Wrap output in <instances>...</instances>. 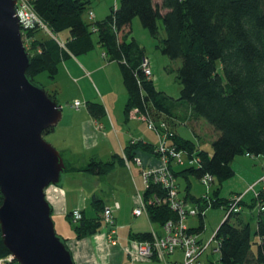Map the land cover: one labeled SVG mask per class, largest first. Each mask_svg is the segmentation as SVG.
<instances>
[{"label":"trees","instance_id":"obj_1","mask_svg":"<svg viewBox=\"0 0 264 264\" xmlns=\"http://www.w3.org/2000/svg\"><path fill=\"white\" fill-rule=\"evenodd\" d=\"M90 3V0H30L33 12L50 34L37 26L21 33L31 58L28 77L33 79L39 74L53 77L62 60L94 49L95 34L97 44L105 51V59L122 64L128 93L125 113L134 108L143 111L147 107L154 120L162 119L168 124L173 133L168 141L170 146L199 158L198 165L173 171L177 180L185 181L182 198L188 203H200V197L190 195L189 178L200 183L203 176L211 175L214 182L215 179L222 182L232 176L231 164L236 156L264 159V0H161L159 4L154 0H119V5L112 7L111 14L102 21H94V17L93 21L88 20L92 13L89 12ZM85 17H88L87 21ZM134 19L153 38L159 34L160 21L165 34L160 42L162 54L181 61L178 68L181 90L175 102L157 91L152 79H144L140 68L145 59L144 49L131 38ZM39 33L49 37L38 39ZM177 104L188 106L194 117L204 120L216 132L211 156L192 140L178 137L168 123ZM88 111L96 119L104 113L97 103L89 104ZM136 150L153 153V146L138 143L128 145L123 152L131 160ZM90 161L80 169L65 167L64 172L96 183L115 165L114 160ZM178 193H181L180 189ZM218 193L219 188L212 192L216 202L212 209L227 201L218 198ZM160 194V187L151 185L142 196L147 200ZM261 199L264 201V195ZM92 206L95 217H84L80 211L81 220L73 222L71 214L68 215L74 239L88 238L100 231L105 207L94 196ZM147 217L151 224L161 227L176 216L166 206H153L147 207ZM199 220L196 233L203 230V218ZM254 235L258 238L256 243L252 241L248 221L231 223L230 219L223 220L215 231L218 263L264 264V219L260 215L256 216ZM133 238L145 242L152 237L147 233ZM8 258L10 255L0 234V260L8 264ZM9 264L17 263L10 260Z\"/></svg>","mask_w":264,"mask_h":264},{"label":"crops","instance_id":"obj_2","mask_svg":"<svg viewBox=\"0 0 264 264\" xmlns=\"http://www.w3.org/2000/svg\"><path fill=\"white\" fill-rule=\"evenodd\" d=\"M160 2L161 0H157L156 3L159 4ZM116 6L115 4L114 7ZM89 12L93 13L94 21L103 20V17L99 19L95 10L90 8ZM85 18L87 19V17ZM36 37L38 39H47L49 36L39 33ZM63 38L67 39L65 35H63ZM131 38L136 41L132 34ZM163 38L162 36L161 40ZM93 42L95 46L91 52L76 57L70 55L59 63L53 77L45 74L50 80V92L48 94L61 106L60 123L63 122L65 116L69 119L68 124L61 129L66 133L65 139L62 142L51 141V144H53V148L59 151L65 167L68 168H84L82 167L83 165L74 163L73 154L78 145L86 154L94 151L93 158L88 159V162L89 160L99 162L114 160V167L119 164L120 168H123L117 172L118 181H123L119 188L120 190L114 188L110 196L102 197V193L108 186L110 188L111 186L113 187V185L110 186L106 178L104 179L105 176L95 183L88 178L84 179L80 178V176L74 178L73 175L71 177L64 172L59 186H49L45 190L46 200L52 209L51 219L52 221L65 220L71 225L68 215L76 209L83 212L84 217H86L85 211L79 205L84 201L85 194H88L91 198V204L93 196L102 202L103 207L114 206L117 203L118 208L113 209V217L117 225L115 238L118 244L116 247L109 244L106 231L105 233L99 232L78 241L74 240V233L73 235L68 234V236L60 233L62 239L68 240L66 245L71 253L74 264H174L182 259L181 252H176L174 255L166 258L164 262L156 260V263L143 262L139 260L135 253L138 240L134 239L133 236L151 234L152 231L156 233V228L150 223L147 216L141 215L135 217L132 215V209L134 210L138 205V198L143 195L145 187L141 174L139 175L140 169L134 165L133 161H130L128 166L125 165L124 161L120 160L118 156L122 157V152L129 145L131 138L145 142L151 146H153V143L147 141L145 135H150L141 126L140 121L130 116L131 111L128 114L125 113L128 93L124 84L122 64L120 62H108L105 59V51L97 44L96 35ZM136 43L144 49L140 43L137 41ZM144 55L148 60L145 49ZM65 89L70 90L71 94L67 95ZM75 101L80 102V108L75 109L71 107ZM91 103H97L103 107L104 113L100 118H93L89 113L88 105ZM167 121L178 137H181L176 129L178 124L192 125L194 136H198L196 142L201 150H203V147L200 146L202 140L200 136L206 133L207 130L202 126L204 124L202 119L194 117L188 106L177 104L172 111V117H169ZM193 125H195V128H193ZM150 138L153 139L152 136ZM60 144L62 145L60 146ZM137 154L145 162L150 163V165H157L156 159H151L152 153L140 151ZM131 162L134 166H131ZM243 182L245 185L238 190H233L230 194L235 195L239 192H246L256 182V179L254 181ZM142 187H144V190H142ZM190 195L194 198H199L192 195L191 192ZM218 198L226 199L225 197H220V195H218ZM245 198L243 208L251 207L252 203L248 204ZM126 211L129 214V228H120L122 225L117 228L120 223V217ZM238 220L241 219H235V221ZM157 226L159 227V225ZM197 228L190 229L195 231ZM253 230H256V222ZM202 231L197 232L198 237L202 242H206L202 239ZM257 240L258 238H256ZM253 253L255 254L256 251L253 250Z\"/></svg>","mask_w":264,"mask_h":264},{"label":"water","instance_id":"obj_3","mask_svg":"<svg viewBox=\"0 0 264 264\" xmlns=\"http://www.w3.org/2000/svg\"><path fill=\"white\" fill-rule=\"evenodd\" d=\"M16 0H0V234L17 264H74L51 219L45 190L65 165L42 138L61 121V106L27 76Z\"/></svg>","mask_w":264,"mask_h":264},{"label":"built area","instance_id":"obj_4","mask_svg":"<svg viewBox=\"0 0 264 264\" xmlns=\"http://www.w3.org/2000/svg\"><path fill=\"white\" fill-rule=\"evenodd\" d=\"M15 14L18 19L20 33H25L34 27H39L44 32L49 31L47 27L41 22L37 15L33 12L30 6V0H16ZM89 18H93V14L89 13ZM25 40V39H24ZM140 68L142 70L144 79L151 80L153 74L149 67V61L145 58L141 62ZM153 80V79H152ZM140 85L139 80L137 81ZM81 107L79 101L73 103V108ZM130 116L136 120L145 123L147 129L152 131L157 138V145L153 146V156L157 165H150L145 162L137 153L130 160L124 152H122V159L125 165H129L133 161L140 169L141 178L145 187L148 190L151 185L159 186L161 194L150 196L144 200L143 196L138 198V205L133 210L135 217L145 215L147 216V207L166 206L171 212L175 214V218L166 221L161 227V234L157 235L151 232V240L137 243V256L141 259H154L164 262L166 258L174 255L176 252L182 253V259L174 264H203L202 256L209 249L211 244H216L217 252L218 242L214 236L208 242H202L198 234L186 226L185 222L189 217L204 218L205 213L212 209L215 205V199L212 198L210 187L213 185L214 178L211 175H205L200 179V184L206 188L205 195L200 197V203H188L178 193L179 184L175 178L173 171L175 169L189 168L199 164V158L196 156H189L183 151H177L176 146H170L168 141L172 137V132L169 131L168 124L164 120H154L151 113L145 109H132ZM147 145L142 141H137L133 138L129 141V146L136 144ZM247 158H252L246 155ZM260 186V190L256 191V187ZM252 195V203L257 204V215L264 219V201L261 197L264 195V176L255 184L251 185L244 194H235L227 199L224 205L219 206L224 211L225 219H231L233 216L239 215L242 212L244 198ZM118 208V204L114 206H107L102 212V221L106 226L107 239L109 244L113 247L117 246L116 225L113 217V209ZM73 222L81 220L82 215L80 210H73L71 213ZM11 260V257L8 258ZM7 259V260H8ZM0 260V264H3Z\"/></svg>","mask_w":264,"mask_h":264},{"label":"rangeland","instance_id":"obj_5","mask_svg":"<svg viewBox=\"0 0 264 264\" xmlns=\"http://www.w3.org/2000/svg\"><path fill=\"white\" fill-rule=\"evenodd\" d=\"M90 1H91L90 8L96 11L99 19L103 17L102 18L103 20L108 15L111 14L112 7L114 8L115 4L117 6L119 5V0H90ZM154 2L156 3L157 0H154ZM93 19L88 18V20H92V21ZM85 21H87L86 18H85ZM133 22L134 23L131 25V34L136 39V41L140 43V45H142L145 49V54L149 61V67L151 68V71L153 74L152 79H153V84H154L155 89L159 92H163L167 97H169L175 102L178 99L179 93L181 90V85H180V82L178 81V68L180 67L181 61L179 59L172 60L162 54L161 48H160V42H161L162 36L164 37L165 34L162 28L161 22L158 21L159 34L157 35L156 38H153L147 32V30L143 29L137 19H134ZM93 39L95 40V35L93 36ZM24 47L27 50L28 44L24 43ZM33 80L37 85L42 87L46 93L50 92L49 91L50 80L45 74H39L35 76ZM65 91L67 95L71 94L70 90L65 89ZM73 103L71 105L72 108H73ZM68 121L69 119L65 116L63 122L61 123L59 122L58 125L53 129L54 131L45 133L42 135L43 140L49 143L50 145H53L51 144V141L62 142L66 137V133L64 132V130H61V129L68 124ZM202 122L206 124L204 120H202ZM139 123L150 135V136L145 135V138L147 139V141H150V143H153V146H156L157 139L154 133L147 129V126L145 123H141V122ZM204 124L202 126L204 127V129L207 130L208 133L206 132L200 136V138L202 139L200 146L203 147V151L208 156H211L212 155V142L216 139V132L209 125L207 124L204 125ZM194 126L195 125H193V128H195ZM176 129H177V133L181 137H183L184 139H190L193 142L197 143L196 140L198 136L196 137L194 136L192 125L178 124ZM151 136L153 137V139L150 138ZM61 145L62 144H60V146ZM75 150L76 151H74V154H73L74 163H76L77 165H83L82 167L87 166V164L91 162L90 160L88 162V159L93 158L94 151L92 152L87 151L88 154H86L79 145H78V148H76ZM66 162L68 163V161ZM231 165L233 169L232 176L222 182H219L217 179H215L214 184L210 187L211 192L219 188L218 195H220V197H225L226 199L230 198V196L232 195L230 193H232L233 190L235 189L238 190L240 189V187L245 185L243 181H249V180L254 181L256 179V182H258L264 176V159L262 157L246 158L243 155H238L234 158ZM131 166H134L132 162H131ZM120 167L121 166L117 164L114 167V170H112L110 173H108L104 177V179L106 178L110 186L113 185V187L111 186L112 188L111 190V188L108 186L107 189H105L104 192L102 193L101 195L102 197L110 196L113 193L114 188L120 190L119 188L121 187L122 181H123V180L118 181L117 172L119 169H123ZM120 174L122 173L120 172ZM177 182L179 184L180 191L183 190L185 181L178 180ZM189 183L191 185L190 192L192 195L197 196V197H202L207 192L206 188L203 187L199 183L198 180L194 178H189ZM142 190H144V187H142ZM259 190H260V186L256 187V191H259ZM244 193L245 192H239L238 194H244ZM180 194H183V192H181ZM251 198H252V195L249 194L245 198V201L248 202V204H250V202L252 203V200H250ZM79 205L81 206L82 210L85 211V215L87 218L95 217V211H94V208L92 207L91 198L88 196V194H85L84 201H82ZM109 206H113V205H109ZM257 210H258L257 204L253 207H244L242 208V212L239 215L233 216L230 219L231 223H233L236 218H240L242 222H247V221L250 222L251 234L253 235L252 241L255 243L257 241L254 235L253 228L256 222ZM132 212H133V209H132ZM224 218H225L224 211L219 207L210 209L205 213V216L203 218V231L201 233L203 241L208 242L214 236L215 231L217 230L219 225L223 222ZM199 222L200 220L198 217H189L186 220L185 224L189 228H196L199 226ZM53 223H55L54 224L55 232L59 237H61L60 233H63L66 236H68V234L73 235V230L71 229L72 226L69 225L65 220H55L53 221ZM153 225L156 228V233L161 234L160 227H158L155 224ZM119 226H121L120 228H125V227L129 228L130 226L129 214L127 211L124 212L122 216L120 217V223L118 224L117 228H119ZM105 231H106V226L105 224H103L99 232L105 233ZM74 240H77V239H74ZM67 241L68 240L64 241L65 244ZM253 246H254L253 250L256 251V245L254 244ZM215 249H216V244H211L209 249L205 252V254L201 258V261L203 264H206L210 261L217 262V264H219L218 254L217 252L214 251ZM135 250H136L135 253L137 255V246ZM139 260L143 262L156 263V260L154 259L145 260V259L139 258ZM8 262L10 263L9 259H8Z\"/></svg>","mask_w":264,"mask_h":264}]
</instances>
